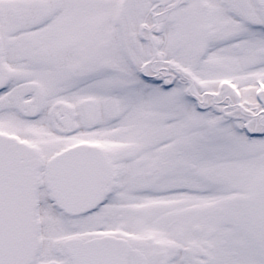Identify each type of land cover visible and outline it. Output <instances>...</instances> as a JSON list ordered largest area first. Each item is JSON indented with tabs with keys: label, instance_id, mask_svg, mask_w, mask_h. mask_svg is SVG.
<instances>
[{
	"label": "snow or ice",
	"instance_id": "obj_1",
	"mask_svg": "<svg viewBox=\"0 0 264 264\" xmlns=\"http://www.w3.org/2000/svg\"><path fill=\"white\" fill-rule=\"evenodd\" d=\"M0 264H264V0H0Z\"/></svg>",
	"mask_w": 264,
	"mask_h": 264
}]
</instances>
